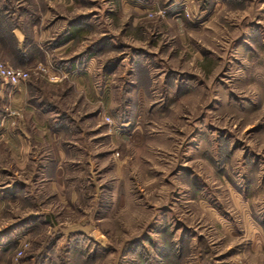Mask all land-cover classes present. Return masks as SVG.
Wrapping results in <instances>:
<instances>
[{
  "label": "rangeland",
  "instance_id": "1",
  "mask_svg": "<svg viewBox=\"0 0 264 264\" xmlns=\"http://www.w3.org/2000/svg\"><path fill=\"white\" fill-rule=\"evenodd\" d=\"M0 60V144L40 106L78 156L59 187L0 146V264H264V0H0Z\"/></svg>",
  "mask_w": 264,
  "mask_h": 264
},
{
  "label": "crops",
  "instance_id": "2",
  "mask_svg": "<svg viewBox=\"0 0 264 264\" xmlns=\"http://www.w3.org/2000/svg\"><path fill=\"white\" fill-rule=\"evenodd\" d=\"M109 16V15H108ZM72 18V17H71ZM88 25H92L91 23L86 22ZM72 27L69 26L67 37L64 38L63 41L60 43L58 42L57 47L55 49H62L64 48L67 49L68 45H70L75 37L78 36L79 31L81 29L79 27H75L74 25L71 24ZM90 28V27H89ZM12 33L14 34L17 43H18V49L23 53L25 51L24 48H21V43L24 40V35L22 31H20L17 28H14ZM47 70L51 71L53 74L58 75V69L54 68L51 64L47 63L44 64ZM13 66V65H12ZM59 68V67H58ZM61 72L65 73L66 75L69 76V78L73 79L74 77H77L80 80H86L87 74H88V68L87 67H78L77 64L70 63L69 66L67 65H61ZM90 80H88L89 82ZM108 83L106 82L103 86V90L101 91L105 97L109 98V93H108ZM91 88V86H90ZM0 92L2 93L3 96H7L8 98L10 97V100L12 101L13 105L16 104H21L22 100H28L29 98H32L33 96L31 95V91L29 88V85L22 84L20 87L13 91H9V89H4L0 86ZM35 97V96H34ZM40 101V100H39ZM18 112L13 113L18 114V116H21L22 118L18 117L17 120V125L19 126H14V122H7L1 127H4L5 131H2L1 137H4V135H7L10 137L9 139L6 138V140H3L0 144L3 145L7 149V157L8 159L6 160L9 162V166L11 168V171L20 170H31V171H36L38 169L40 176H38V179H47L51 180V182L58 181V185L60 186V182L62 181L61 179L64 177L62 174L65 172V163L69 160V158H76V156H72V154L69 155V153L63 149V139L62 137L64 136L63 133V128L58 125V126H53L52 121L55 123L57 122V116L52 119L55 115H58L60 113L56 112L53 114V116H50V111L44 110L40 106H34V107H20L17 108ZM52 120V121H51ZM20 131L22 132V135L15 133V131ZM53 130V131H52ZM57 132L58 134H55ZM60 132L62 135H60ZM51 133V134H50ZM60 139L59 141L55 140L58 145V154L55 156H49L46 154L47 152L44 151L43 148L46 147V144L48 143V140L54 139L56 137ZM1 139V138H0ZM62 140V141H61ZM41 147L42 149H39ZM78 161V160H77ZM2 162V161H1ZM48 162H52L53 165V171L50 175L47 176L46 172H51L50 168L52 167L48 166ZM41 164L40 167H36L37 169L34 170L33 164ZM8 166V167H9ZM0 169L2 167L0 166Z\"/></svg>",
  "mask_w": 264,
  "mask_h": 264
},
{
  "label": "built area",
  "instance_id": "3",
  "mask_svg": "<svg viewBox=\"0 0 264 264\" xmlns=\"http://www.w3.org/2000/svg\"><path fill=\"white\" fill-rule=\"evenodd\" d=\"M44 70V68H39ZM30 77L29 70L15 67L0 60V80L3 84L17 89L24 84Z\"/></svg>",
  "mask_w": 264,
  "mask_h": 264
}]
</instances>
